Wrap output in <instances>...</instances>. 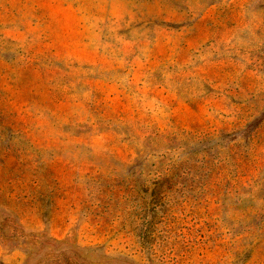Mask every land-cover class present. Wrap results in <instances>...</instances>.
<instances>
[{
    "label": "rangeland",
    "instance_id": "rangeland-1",
    "mask_svg": "<svg viewBox=\"0 0 264 264\" xmlns=\"http://www.w3.org/2000/svg\"><path fill=\"white\" fill-rule=\"evenodd\" d=\"M0 264H264V0H0Z\"/></svg>",
    "mask_w": 264,
    "mask_h": 264
}]
</instances>
